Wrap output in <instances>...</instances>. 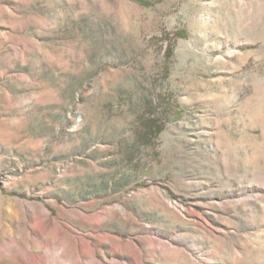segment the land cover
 <instances>
[{
	"label": "rangeland",
	"instance_id": "rangeland-1",
	"mask_svg": "<svg viewBox=\"0 0 264 264\" xmlns=\"http://www.w3.org/2000/svg\"><path fill=\"white\" fill-rule=\"evenodd\" d=\"M0 264H264V0H0Z\"/></svg>",
	"mask_w": 264,
	"mask_h": 264
},
{
	"label": "trees",
	"instance_id": "trees-1",
	"mask_svg": "<svg viewBox=\"0 0 264 264\" xmlns=\"http://www.w3.org/2000/svg\"><path fill=\"white\" fill-rule=\"evenodd\" d=\"M175 36L178 38H184L185 37V33L183 31H179L175 33Z\"/></svg>",
	"mask_w": 264,
	"mask_h": 264
}]
</instances>
